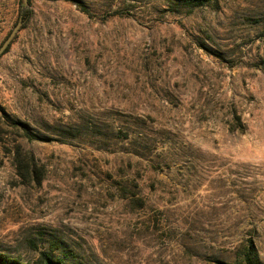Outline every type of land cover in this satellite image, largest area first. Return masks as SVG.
I'll return each instance as SVG.
<instances>
[{
  "label": "rangeland",
  "instance_id": "rangeland-1",
  "mask_svg": "<svg viewBox=\"0 0 264 264\" xmlns=\"http://www.w3.org/2000/svg\"><path fill=\"white\" fill-rule=\"evenodd\" d=\"M82 1L31 0L0 58V257L264 264V0Z\"/></svg>",
  "mask_w": 264,
  "mask_h": 264
},
{
  "label": "trees",
  "instance_id": "trees-1",
  "mask_svg": "<svg viewBox=\"0 0 264 264\" xmlns=\"http://www.w3.org/2000/svg\"><path fill=\"white\" fill-rule=\"evenodd\" d=\"M68 1L73 3L74 5H76L82 12H84L88 15H91L90 10L88 9V7L84 4V2L82 0H68ZM179 1L184 6H188L191 9H194V8L200 7V6H204L206 4H211L214 2V0H179ZM120 15H121V13L118 11V12L111 13L110 15H106V16H107V18L108 17L113 18L115 16H120ZM32 16H33V10L31 9V0H28V5H25L24 1L22 0L21 9H20V16H19V21L20 20L23 21V26H22L21 30L24 28L25 23H27L31 20ZM18 34H17V36H18ZM9 35H8V37H9ZM17 36L15 37V39L17 38ZM13 41H12V43H13ZM12 43L7 48L5 53H7L9 51ZM25 132L27 134L26 136L32 139V135L29 134L27 129H25ZM14 159L16 161L17 171L19 172L22 179H24L26 182L27 181L36 182V183L41 182V178H42L41 174L42 173L40 170H37L35 163H34L35 159L32 155H29V159L27 161L23 162V159H22V157L18 151L14 155ZM0 264H20V263L17 261H12V260L4 259V258L0 257ZM38 264H67V263L63 259H55V258H52L51 256L46 255V256H44V259H41L38 262ZM218 264H263V262L259 256V253H258V250H257L255 244L252 241H249L248 243H245L244 245H242V247L240 248V251L237 253V256H236V259L234 262L229 263V262H225V261H218Z\"/></svg>",
  "mask_w": 264,
  "mask_h": 264
},
{
  "label": "water",
  "instance_id": "water-1",
  "mask_svg": "<svg viewBox=\"0 0 264 264\" xmlns=\"http://www.w3.org/2000/svg\"><path fill=\"white\" fill-rule=\"evenodd\" d=\"M23 1L25 5H28V0H23ZM22 26H23V21L20 20L18 24L16 25V27L13 29V31L10 33L9 37L4 41V43L0 47V58L4 55L7 48L10 46L12 41L15 39L19 31L21 30Z\"/></svg>",
  "mask_w": 264,
  "mask_h": 264
}]
</instances>
